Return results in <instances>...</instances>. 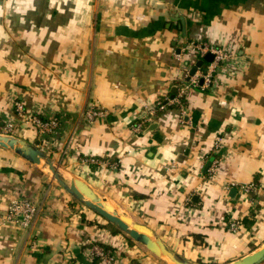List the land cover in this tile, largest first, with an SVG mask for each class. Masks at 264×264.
Segmentation results:
<instances>
[{
	"label": "crops",
	"instance_id": "0c3cea01",
	"mask_svg": "<svg viewBox=\"0 0 264 264\" xmlns=\"http://www.w3.org/2000/svg\"><path fill=\"white\" fill-rule=\"evenodd\" d=\"M191 42L231 58L208 89L184 94V109H158L184 86L175 54ZM183 53L189 64L205 55ZM90 106L106 115L90 122ZM32 114L60 123L42 133ZM10 121L67 180L82 179L190 260L226 264L264 243V0H0V133ZM15 197L39 208L28 229L2 221ZM89 240L118 264H167L43 165L0 147V264H102Z\"/></svg>",
	"mask_w": 264,
	"mask_h": 264
},
{
	"label": "water",
	"instance_id": "95a60500",
	"mask_svg": "<svg viewBox=\"0 0 264 264\" xmlns=\"http://www.w3.org/2000/svg\"><path fill=\"white\" fill-rule=\"evenodd\" d=\"M213 57L214 54L211 52L206 53L202 59L198 60L192 66L191 73H194L199 66L205 68L206 62L212 61ZM0 147L13 150L33 164L43 165L45 168L47 166L55 180L77 201L101 216L107 222L115 225L132 240L144 245L150 252L163 261L173 264H207L190 260L170 248L151 228L134 221L122 206L97 193L82 179L73 178L67 180L60 172L58 166L53 162L52 158L36 144L14 134L0 133ZM263 262L264 243L243 257L226 264H262Z\"/></svg>",
	"mask_w": 264,
	"mask_h": 264
},
{
	"label": "built area",
	"instance_id": "2783aa9c",
	"mask_svg": "<svg viewBox=\"0 0 264 264\" xmlns=\"http://www.w3.org/2000/svg\"><path fill=\"white\" fill-rule=\"evenodd\" d=\"M189 50V52L196 53V55L203 56L204 54L211 52L214 54V58L211 62L206 64L205 68L197 67L194 73H191L192 66L188 62L182 61L183 51ZM232 52L224 47H218L207 43L191 42L187 49L179 50L176 52L175 56L180 60L179 73L184 80V86L181 87L178 95L169 99L166 102H159L157 105L158 109H164L168 104H179L182 109L184 94L196 88L206 90L210 87L217 71L221 65H223L228 59L231 58ZM183 85V84H182ZM16 111L21 114L23 113V106L20 102L15 103ZM184 113V111H183ZM185 114V113H184ZM87 118L90 122H93L96 118L104 117L106 111L103 108L90 106L86 112ZM28 122L34 124L39 128L42 133L51 132L60 123L59 118L49 117L48 119H43L38 115H29ZM15 123L13 121L7 122L3 126L2 133L13 134L15 131ZM135 132L141 131V123L136 124L132 127ZM221 139H218L216 145H218ZM241 188L244 191H255L258 188L256 183L243 184ZM39 213V208L35 201L26 197H15L10 200L7 205L5 215L2 221L10 224L19 226L22 229H28L32 226L36 220ZM241 226V221L238 219H233L229 223V228L233 231L238 230ZM89 255L92 258L99 259L102 264H118V255L111 249H107L104 245L98 243L95 240L88 241Z\"/></svg>",
	"mask_w": 264,
	"mask_h": 264
},
{
	"label": "trees",
	"instance_id": "16d2710c",
	"mask_svg": "<svg viewBox=\"0 0 264 264\" xmlns=\"http://www.w3.org/2000/svg\"><path fill=\"white\" fill-rule=\"evenodd\" d=\"M108 224H109V226L111 227V229L112 230H114L115 232H121V233H123L121 230H119L115 225H113V224H111V223H109L108 222ZM124 234V233H123ZM124 235H126V234H124ZM127 236V235H126ZM130 240H132L130 237H128ZM105 247L107 248V249H110V247H108V246H106L105 245Z\"/></svg>",
	"mask_w": 264,
	"mask_h": 264
},
{
	"label": "rangeland",
	"instance_id": "374dc122",
	"mask_svg": "<svg viewBox=\"0 0 264 264\" xmlns=\"http://www.w3.org/2000/svg\"><path fill=\"white\" fill-rule=\"evenodd\" d=\"M45 166H46V165H45ZM46 171H47L49 174H51V172L49 171V169H48L47 166H46ZM68 179H71V178L68 177ZM167 264H173V263H171V262H167Z\"/></svg>",
	"mask_w": 264,
	"mask_h": 264
}]
</instances>
